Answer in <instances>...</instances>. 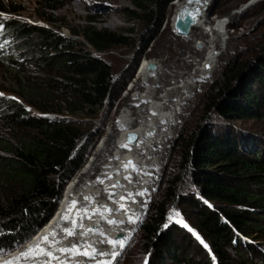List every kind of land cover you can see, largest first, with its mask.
Masks as SVG:
<instances>
[{"label":"trees","instance_id":"16d2710c","mask_svg":"<svg viewBox=\"0 0 264 264\" xmlns=\"http://www.w3.org/2000/svg\"><path fill=\"white\" fill-rule=\"evenodd\" d=\"M38 1L58 11L71 0ZM126 1L134 5L131 16L143 12L148 25L157 20L160 26L173 0ZM9 9L16 10L0 0V10ZM7 23L14 41L0 48V91L15 99L0 108V123L8 122L0 129V257L29 242L57 214L65 186L86 158L80 144L88 132L76 117L98 118L121 81L94 52L131 39L93 25L68 27L70 38L15 19ZM263 31L246 37L247 49L226 62L219 82L206 91L200 118L179 141V168L142 225L139 247L150 264H264V130L240 123H264ZM125 87L126 81L117 96ZM172 206L207 247L169 222Z\"/></svg>","mask_w":264,"mask_h":264},{"label":"rangeland","instance_id":"374dc122","mask_svg":"<svg viewBox=\"0 0 264 264\" xmlns=\"http://www.w3.org/2000/svg\"><path fill=\"white\" fill-rule=\"evenodd\" d=\"M4 1L6 4L16 8L14 11L11 9L8 11L0 10V20L6 23V29L4 32H7L8 34L7 42L12 41L14 35L7 21L14 19L27 26L49 28L56 33H60L64 37L70 38H73L74 36H72L68 27L78 30V28L84 25L107 28L123 37L131 38V42L127 40L126 44L118 45L109 51L102 53L94 52L96 56L109 64L112 72H114V79H116V81H121L116 82L118 87L113 90L110 97L111 102L112 99H114L112 96L116 98L114 106L110 107L109 101L107 106L102 108L99 117L96 119L85 117L84 115L76 117L83 123L81 125L82 130L88 132L80 144V148L85 146L84 152L86 153V158L82 162L81 168L65 186L63 198L66 196L73 183L80 181L81 175L84 172H87L91 167V170L96 169L92 179H95L97 175H100L102 165L107 162L108 158L115 154L116 147L120 144V141H122L117 139L119 138V135L114 137L116 134V128L121 123V115L128 108V105H130L132 95L140 94L146 90L147 86L142 84V74L146 70L148 64L155 60L159 64V67L164 69V73L168 76L175 71L185 74V78L188 77V75H186L188 71L193 73L197 68L206 63V55L208 54L206 51L202 50L201 45L206 44L208 39L213 40L216 38L210 27L206 29L201 24L206 23L213 27L217 26V24H221L222 26V24L225 23L223 26V30H225L223 34H227L224 35V49L221 47L223 41H217L211 45L214 48H217L216 50H220L221 48L219 51L220 56H218V62L213 68H211V73L209 74L208 79L202 83H198L196 91H192L189 95V97H191L190 101L186 102L185 105L178 110L180 114L179 121L176 129L173 130V134L170 136L168 144L165 147L166 149L164 148L162 167L153 184V190L152 193H150L146 208L140 215L137 223L134 225L128 244L119 251L111 263L131 264L133 262L132 264H150V254L147 255L139 247L142 241L140 237L142 225L151 213L153 206L156 203V199L160 195L161 188L165 187L167 178L171 175L174 169L179 168L181 161L179 156L181 143H179V141L182 136H185L184 138H186V136L190 134L192 127L200 118L203 105L207 102L206 91L210 89V85L215 81L216 83L219 82L221 79L220 73L226 66V62L230 61L232 58L231 56L238 55L240 51L244 52L247 49V46H244L246 37L252 38L256 36L258 32L263 31L264 0H211L212 5L210 9H208L206 15L201 17L199 24L193 28L192 34L189 37L179 36L173 28L177 6L181 3V0H173L167 6L166 11L164 12V19L163 17H159L163 19L160 26H157V20L148 25L146 18L143 16V12L137 11L139 17L131 16L129 10L135 8L132 2L126 0H71L58 11L44 10L38 0ZM10 1L13 2V5L9 3ZM217 2L220 4H217ZM216 5H220V12L218 13L215 12ZM40 14H45L46 18L44 19ZM4 17L7 18L5 19ZM48 17L58 21H52ZM224 20L226 22H224ZM203 32L209 33V37ZM78 37L81 39L80 36ZM15 41L18 43L20 40L15 39ZM195 47L198 48L197 51ZM242 48H244L243 51ZM90 49L93 50L92 47H90ZM190 58L197 60L198 62H195L197 64H189L188 61ZM167 68H169V71ZM132 75L133 77L131 80ZM56 77L57 75H55V78ZM45 78H48V76L45 75V77L42 78L41 83H45L43 81ZM124 81H126L125 90L117 96L120 85H122V82ZM134 83L135 86L133 87ZM173 85L169 82L166 86L164 85L163 89L166 90ZM0 93L3 94L0 95L1 108L7 101H12V98L14 97L8 92L0 91ZM28 110L30 112L38 113L37 110L32 108ZM64 117H70V115L66 114ZM240 123H242L241 126L249 128L255 132L260 133L261 129L264 130V123L254 121ZM4 124L8 126L7 121L0 123V129L5 126ZM16 125H18L17 122ZM16 129L20 130L18 126H16ZM109 135L112 137V140L106 144L104 140L108 136L110 141ZM93 163L96 165L92 166ZM162 183H164L163 186H161ZM62 201L63 200L60 202V207L62 206ZM170 210L168 215L169 222H175L184 227L198 244L203 241L202 244L204 246L207 245L206 241L192 226V223L186 218L184 212H181L179 208L174 206H172ZM185 225H187V227H185ZM23 247L24 245L16 250H21ZM8 256H10V254L0 257V259ZM28 257L29 258H22L21 261L26 260L25 262H29L31 256Z\"/></svg>","mask_w":264,"mask_h":264},{"label":"bare ground","instance_id":"6f19581e","mask_svg":"<svg viewBox=\"0 0 264 264\" xmlns=\"http://www.w3.org/2000/svg\"><path fill=\"white\" fill-rule=\"evenodd\" d=\"M180 4L177 6V11ZM224 22L226 21L224 20ZM224 24L222 26L217 24L213 27L206 23L201 24L206 29L210 27L216 38L208 39L206 44H199L202 50L208 54L206 63L193 73L188 71L186 74L188 79L185 78V74L175 71L168 76L155 60L152 61L156 63L155 67H152L151 63L148 64L142 74V84L147 88L140 94L132 95L130 105L121 115V123L117 126L114 137L119 135L117 139L122 141L116 147L115 154L102 165L101 174L92 179L96 169L91 170V167L87 172H84L80 181L74 182L69 188L66 196L62 199V206H59L57 214L51 221L21 250H15L10 256L0 259V264L7 261H13V264L112 263L119 251L128 244L133 227L146 208L153 184L162 167L163 151L179 121L178 110L190 101L189 95L192 91H196L198 83L208 79L211 68L218 62L221 48L216 50L217 48L211 45L217 41H223L221 47L224 49V35L227 34H223ZM203 33L208 37L210 35ZM188 62L194 64L198 61L190 58ZM167 70L169 71V68ZM169 82L174 85L164 90V85L166 86ZM132 133H135L137 138L131 143L128 141V137ZM111 140L112 137L110 136L109 141L107 136L104 142L108 144ZM95 165L92 164V166ZM89 188L95 191L93 198H88L86 195ZM73 201L76 202L75 206L72 207L71 212H68ZM85 209L87 212L84 211ZM66 213L69 218L64 220L63 217ZM65 229H74V234L68 235L64 231ZM90 229L93 231H89ZM53 232L55 235H50ZM44 236H48L53 243L42 242L40 247L50 251L52 256L34 253L28 255L31 256L29 262L21 261L22 258H29L21 254L33 248ZM119 239L124 240L123 247L109 242ZM74 245L79 247L80 253L85 250L92 252L95 249L96 255L57 251V249L71 248ZM101 253L103 254L101 255Z\"/></svg>","mask_w":264,"mask_h":264},{"label":"water","instance_id":"95a60500","mask_svg":"<svg viewBox=\"0 0 264 264\" xmlns=\"http://www.w3.org/2000/svg\"><path fill=\"white\" fill-rule=\"evenodd\" d=\"M211 5V0H181V4L173 22L174 30L181 37L191 36L193 28L200 22L201 17L206 14ZM150 65L155 67L156 63L151 62ZM207 67L210 66L207 65ZM136 138L137 135L132 133L129 135L128 141L132 143ZM86 195L88 198H93L95 196V191L89 188Z\"/></svg>","mask_w":264,"mask_h":264},{"label":"snow or ice","instance_id":"6c2138e0","mask_svg":"<svg viewBox=\"0 0 264 264\" xmlns=\"http://www.w3.org/2000/svg\"><path fill=\"white\" fill-rule=\"evenodd\" d=\"M5 19L7 17H4ZM30 22V21H29ZM0 95H3L2 93H0ZM12 99H15V98H12ZM75 201L72 202V206H70V208L68 209V212H71L72 211V207L75 206ZM85 212H87V210L85 209L84 210ZM97 211H99V209H97ZM69 217H68V214L66 213L63 217L64 220H67ZM131 219V218H130ZM110 222H113V221H110ZM185 227H187V225H185ZM64 231L67 232L68 235H73L74 234V229H65ZM89 231H93L92 229H90ZM50 235L54 236L55 235V232L51 233ZM84 235H87V233H84ZM53 243L51 240H49V237L48 236H44L42 238L41 241H38L37 244L29 249L26 253H22L21 255L22 256H28V255H32V254H40V255H47V256H52V253L50 251H47L45 248H41L40 247V243ZM110 243H113V244H119L121 247L124 246V240L123 239H119V240H112V241H109ZM58 243V242H57ZM201 243H203V241H201ZM205 247H207V245H205ZM38 250V251H37ZM57 251H60V252H68V253H73V254H83V255H89V256H95L96 255V250L93 249L92 252H88L87 250H85L83 253H80V249L78 246H73L71 248H61V249H57ZM103 253H101L102 255ZM53 258H56V257H53ZM19 259V258H17ZM4 264H13V261H7V262H4Z\"/></svg>","mask_w":264,"mask_h":264},{"label":"clouds","instance_id":"9594fccd","mask_svg":"<svg viewBox=\"0 0 264 264\" xmlns=\"http://www.w3.org/2000/svg\"><path fill=\"white\" fill-rule=\"evenodd\" d=\"M1 21V20H0ZM1 23L5 26V28H6V23L5 22H2L1 21ZM5 34H7V32L5 33ZM8 35V34H7ZM14 41V39H12V41L11 42H13Z\"/></svg>","mask_w":264,"mask_h":264}]
</instances>
